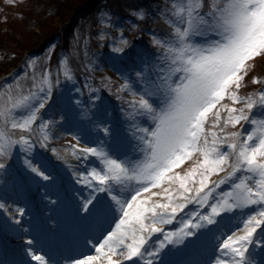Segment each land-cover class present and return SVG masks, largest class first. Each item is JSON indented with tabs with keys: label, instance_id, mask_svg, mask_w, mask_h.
I'll list each match as a JSON object with an SVG mask.
<instances>
[{
	"label": "snow or ice",
	"instance_id": "snow-or-ice-1",
	"mask_svg": "<svg viewBox=\"0 0 264 264\" xmlns=\"http://www.w3.org/2000/svg\"><path fill=\"white\" fill-rule=\"evenodd\" d=\"M161 14L172 31L153 36L154 44L160 49L159 55L142 54L140 71L136 74L138 83L125 76V85H121L140 96L131 105L132 120L136 115L147 116L154 125L138 127L132 124L133 136L139 141L136 147L145 159L133 160L127 155L123 160L115 159L103 145L82 149L83 154L101 158L105 166L93 167L82 174L100 182L92 185L96 192L108 194L114 185L131 181H136L137 186L124 199L113 195L115 205L97 199L94 194L90 196L86 201L92 205L90 214H111L118 222L99 244L100 255L73 264H93L101 257L107 264L134 261L146 251L144 246L153 233L164 232L160 225L171 223L192 202L210 208V214L191 213L179 234L170 233L167 242L195 245L212 232L200 231L203 222L215 224V217L224 219L221 214L240 209L237 215L242 218L236 228L239 230L242 225L244 234L222 235L216 245L220 255L213 257L212 264H257L249 249L259 244L264 251V231L257 236L258 229L264 228V119L258 121L255 113L247 110L259 107L264 111V89L255 96L244 97V107L240 109L234 105L242 98L236 91L229 90L233 85L241 87L251 66L248 62L264 54V0H175L171 7L166 4ZM133 15L144 20L147 13L139 9ZM197 37H202L203 42H197ZM123 43L128 41L123 40ZM64 75L70 78L67 67ZM254 82L260 83L259 77ZM133 83H137V87L132 88ZM35 87L37 91L26 96L17 97L7 91L0 93V157L7 158L17 144L26 146L27 151L35 148L28 135L15 139L9 128L28 133L39 130L40 138L45 142L49 140V125H55L56 121L45 120L41 109L53 100L51 73L36 81ZM6 88L12 89V85ZM226 97L231 99L232 105H222L219 111H214ZM75 103L83 104V101ZM225 111L228 112L227 120L221 126L224 120L221 113ZM210 114L213 116L211 130L206 128ZM38 120L40 123L34 130L32 126ZM241 121L249 125L243 133L228 131V127L239 125ZM102 131L113 135L110 125L103 126ZM222 132L226 135L221 136ZM196 153H201L203 158L187 174H172ZM25 162L41 177L51 179L46 174V165L42 170L32 160L26 158ZM229 167L232 170L227 176L219 181L211 179ZM3 168L6 164L0 163V169ZM82 182L91 183L87 179ZM173 182L178 184L175 190L171 188ZM165 183L169 187L164 188L163 193L152 192L151 196L141 198L142 193L163 187ZM222 184H229L231 191L213 196ZM161 195L166 197V202L152 200ZM3 207L0 203V208ZM117 210L119 217L115 215ZM19 211L23 213L24 210ZM194 216H200L201 221L194 222ZM160 245L167 247L165 241H160ZM33 255L41 264H50L43 255ZM118 255L123 259H114Z\"/></svg>",
	"mask_w": 264,
	"mask_h": 264
},
{
	"label": "rangeland",
	"instance_id": "rangeland-1",
	"mask_svg": "<svg viewBox=\"0 0 264 264\" xmlns=\"http://www.w3.org/2000/svg\"><path fill=\"white\" fill-rule=\"evenodd\" d=\"M20 1L12 0L11 4H13L12 9L15 13L13 19L19 20L21 24H13V27H11L6 21L0 23V55H9L14 57L13 60H15L18 53L21 55L26 49L31 48L36 42H39L44 35H49L51 32H54L59 24L71 18L75 7L81 0H38L36 4L31 3L36 8V14L38 16L28 18V15L25 21L24 18H21V16L25 17V10H22V6L25 3L22 0L21 5H19ZM159 3L165 8L166 4L171 7L174 2L170 0H159ZM106 4L107 0H98L99 7ZM20 9L22 10L21 12H19ZM98 9L97 7L92 11L93 14L88 19L81 20L76 27L75 35L72 36L73 38L70 37L69 48H65L64 42L66 41L62 38L60 45L55 42L48 43L44 40L42 43L46 46L45 48H38L30 54L29 51H26L23 56L29 55L27 57L22 56L27 62V69L22 74H18L16 77L14 76L19 71L21 65L20 63L16 66L17 61L14 63L16 67L13 66L8 70L0 69L1 85L4 83L3 86H0V93L7 91L17 97L20 95L26 96L30 92L35 93L37 91L35 87L36 81L42 76L51 73L54 81L53 100L48 102V106L45 109H41V114L44 115L45 120L56 121L55 125H49L51 136L47 142L40 138L41 132L35 130L40 123L39 120L32 126L35 131L31 133L21 129H11L16 137L17 135L19 137L20 135H28L30 142L35 143V148L32 151H27L26 146L17 144L7 158L0 157V163L6 164V168L0 169V203L4 205L3 208H0V264H12L13 259L4 256L5 249L9 243L16 245L18 252H21L25 260L31 262L36 261L33 255L35 252L32 251L34 249V246L32 247V241L29 244L24 239L25 237H30L29 233H32V231L27 233L25 230V227H28L30 223H27L26 218L23 216L25 213L19 211L21 207L12 205L11 203L16 196L21 195L25 197L26 199H23V201L39 199L41 202L48 203L51 208L48 214L50 218L48 219L46 215L45 219L49 223L40 220L39 223L43 225V228L55 227L53 229H57V232L61 233L64 238H67L66 230H68V225L76 220L72 218L73 214H75V218H80L83 226L91 224L92 221L88 218L97 215V213L90 214L92 205L86 204V201H88L91 195L94 194L97 199L115 201L112 199L113 195L120 196L124 199L127 197L128 192L137 186L136 181H131L123 185H114L113 190L108 194L105 192H96L95 187L92 185H98L100 182L82 174L90 172L93 167L104 168L105 166L101 158L91 154H83L82 149L103 145L112 154V158L123 160L127 155L133 160L145 159V156L136 147L139 141L133 136L134 129L132 128V124L134 123L138 127H154V125L147 116L136 115L135 120H132L130 116V113L133 112L131 105L137 102L140 96L130 90L129 87L122 88L121 85H125V76H127L129 81L138 83L136 74L140 71V68L136 66L137 61L140 62L141 55L146 53H150L152 56H158L160 49L154 44L153 36L168 34L172 29L165 22V19L153 22H146L144 20L145 23L141 25H138L140 22L137 24V22L135 23L132 20L128 22H110L108 20L111 18L110 10L107 11L105 8ZM49 13L51 14L49 15ZM36 18L38 19L35 21ZM98 20L101 22L100 27L94 26L96 22L98 23ZM93 29H97L96 32L98 34L96 37L94 36L93 32L95 31ZM129 39H131L132 44L125 47L123 40L129 41ZM137 39L140 41L135 44L134 41ZM142 41H147V45L142 43L144 47L137 49L136 47L140 46L139 43ZM197 42H203V38L197 37ZM151 44L153 47H151ZM117 48H123L124 51L118 52L116 51ZM127 48L129 51L125 54ZM82 49L86 52L82 53ZM54 56L57 58L56 64L51 63ZM248 63L251 66L248 68L247 75L241 81V87L236 88L233 85L229 90L230 92L236 91L242 98L239 104L234 105L238 109L244 107L243 98L253 96L256 87L259 86L260 90L264 89L263 79H260V83L254 82L259 77V74L256 73H263L261 71H264V54ZM66 67L69 70L70 78L64 75ZM91 71L93 75H91ZM78 74H81L82 77L78 76ZM8 78L12 79L8 82ZM137 83H133L131 87H137ZM8 84L12 85V89L9 90L6 88ZM102 87L104 89H101ZM97 96L99 99H96ZM78 100L83 101V104L75 103ZM232 103L231 99L226 97L214 111H219L222 105H232ZM254 113L255 119L258 121L264 119V111H261L259 107L255 109ZM221 114L224 117V120L221 121V126H224L228 112L225 111ZM61 115L64 116L63 120H61ZM212 119L213 116L210 114L209 122L206 124V128L209 130L212 127ZM105 125L111 126L113 135L109 136L102 131ZM119 127L122 128L121 131L118 130ZM239 127L242 128L241 133H243L249 127L248 122L241 121L239 125L228 127V131L236 132ZM70 131L71 134H69ZM77 134H79V139L77 138ZM220 135L224 136L226 133L222 132ZM26 158L32 160L34 165L38 164L43 170L46 165V174L51 179H45L34 172L25 162ZM202 158L201 153L194 154L191 159L186 160L183 165L176 168L172 174H187ZM234 159L235 155L233 154V162ZM86 161H88L87 164ZM55 168L58 171H55ZM228 169L231 168L229 167ZM72 170L75 174L72 173ZM65 172L72 175L70 176L71 183L64 179ZM23 173H27L29 180L35 182V190L36 188L41 190L40 187H44V192L41 194V197H39L40 190L33 193L32 189L24 184L25 179L23 178ZM221 173L213 175L211 179L213 181H219L227 176L225 173ZM58 179L60 180V184ZM86 179L90 180L91 183L82 182ZM49 182L55 184L54 188H50ZM62 186L71 191V195L77 197L78 205L75 206L71 201L67 203L66 207L72 208L71 218L63 216L61 221L56 222L55 218L52 217L62 213V210L57 207L61 197L58 194H60ZM168 187L169 184L165 183L163 187L154 188L149 193H142L141 198L151 196L152 192L163 193L164 188ZM196 187H198V184ZM12 188L13 191L10 192ZM171 188L175 190L178 188V184L173 182ZM226 191H231V186L229 184H222L217 187L213 196L219 197L221 192ZM28 192L29 194H27ZM152 200L166 202V197L163 195L155 196L152 197ZM211 202L209 201V203ZM60 207H63V204ZM86 209L88 210L86 218H81V212L83 211V215L84 211H87ZM196 211L202 214H210L211 209L196 204L195 202L189 203L188 208L180 212L175 220L171 223L160 225V227L164 228V232L153 233L148 244L145 245L146 251H144L142 257L134 258V261L131 262L135 264H180V262H183L180 259L188 256L191 259L196 257L197 262L203 261L206 258L208 261L202 264H212L213 257L220 255L216 245L222 235H231L233 232H236L238 235L244 234L242 225L239 230L236 228V225L242 218L237 215L240 212V209H237L231 214H221L225 217L224 219L215 217V224L203 222V227L200 231L207 233L209 230H212V232L198 241L194 245L196 246L194 248H192L193 245L191 244H173L167 242V236L173 232L179 234L180 229L184 227V223L189 218V215ZM244 211L247 212L248 209ZM115 215L116 217L120 216L119 210H117ZM193 221L200 222L201 217L194 216ZM116 222L118 220H114L110 226L100 232L96 237L97 243L95 250L85 256L100 255L97 251L99 244L103 242L104 236L107 235L109 230L115 229ZM49 224H54L55 226H49ZM20 228L23 229L20 230ZM262 231H264V228L258 229L257 236ZM46 233L48 241L51 240V236H53V239H58L59 237L51 229ZM6 236L9 237L5 239ZM160 241H165L167 247L161 248ZM157 251H159V255H156ZM249 252L253 254L257 264H264L263 261L259 263V258L264 252L261 250L259 244L254 248H250ZM206 254H209V256L206 257ZM114 259L122 260L123 257L118 255ZM176 260L179 261L176 262ZM131 262L125 261L124 264H133ZM93 264H107V260L101 257V259L94 261ZM184 264H192V262L185 259Z\"/></svg>",
	"mask_w": 264,
	"mask_h": 264
},
{
	"label": "trees",
	"instance_id": "trees-1",
	"mask_svg": "<svg viewBox=\"0 0 264 264\" xmlns=\"http://www.w3.org/2000/svg\"><path fill=\"white\" fill-rule=\"evenodd\" d=\"M21 1H20L19 5H21ZM42 1H45V0H42ZM36 2H38V0H29V1L24 0L23 1V3H25V4L22 6V10L23 11L25 10L24 11L25 17L21 16V18H24V21L28 15H29L28 18L38 16L36 14V8H34L33 4H31V3L36 4ZM11 3H12V0H0V23L6 21L7 23H9L11 25V27H13L12 26L13 24L20 25L21 22L19 20L13 19L15 13L13 12V9H12L13 4H11ZM97 7L99 8L98 10H100L102 8H105L107 11L110 10L109 13H110L111 18L108 19V20H110V22H117V21L128 22L129 20H132L135 23L137 22V24L140 22L138 25H141V24L145 23V21L146 22H153L152 20H157L161 17L162 18L165 17L164 15L161 14V12L164 8L162 7V5H160L159 0H114V1L113 0H107V4L103 5L102 7L98 6V0H81V1H79L77 6L75 7L74 12L72 13L73 16H71V18L63 21V23H61L62 25L59 24V26H61V27L58 26V28H56V30L54 32H51L49 35L48 34L44 35L39 40V42H36L34 44V46H32L33 48L31 47V48L26 49L21 55L18 53L17 56L15 57V60H13L14 57H11L9 55L8 56L0 55V69L8 70L11 67H13L14 63H16V61H17L16 66H18V64H20V63H21V65H20L19 71L16 72V74L14 76L16 77L18 74H22L27 69L26 68L27 62H26V59H24L23 57H25V56L27 57L30 53H33V51L38 49V48H40V49L45 48L46 46H44V44L42 43V41H44V40L47 41L48 43L55 42V43H58L60 45V40L63 39L66 41V42H64L65 48H69L71 38H73L72 36L75 35L76 27L79 25L81 20L88 19L93 14L92 11H94ZM139 9H144L147 13V16H146L147 19H144L145 21L140 20L137 16L133 15V12H135ZM22 10L20 9L19 12H21ZM44 13H46V11H44ZM50 14L51 13H49V15ZM37 19L38 18H36L35 21ZM100 23L101 22L98 20V23L96 22V25H94V26L100 27ZM33 28H35V27H33ZM92 28H94V27H92ZM96 30L93 29V31H95V32H93L95 37L98 34V32H96ZM130 40L131 39H129L128 43L125 44V47L132 44ZM139 41L140 40L137 39L136 41H134V43L137 44ZM140 43H139L140 46L136 47L137 49H141V47H144V45H142V43H144V41H142ZM95 45H97V44H95ZM83 50L84 49H82L81 52L85 53L86 51L85 50L83 51ZM26 51H29V54L23 56ZM56 61H57V58H56V56H54L51 63L56 64L55 63ZM16 66H14V67H16ZM261 72H263V73L258 72L256 74H259V79L264 80V71H261ZM90 73H91V75H93L92 71ZM78 76L82 77L81 74H78ZM53 77H55V76H53ZM11 79L12 78H8V82ZM3 85H4V83L2 85L0 83V86H3ZM103 87L101 89L105 88V87L104 88ZM258 88H259V86L256 87V89L254 90L253 96L258 94Z\"/></svg>",
	"mask_w": 264,
	"mask_h": 264
},
{
	"label": "bare ground",
	"instance_id": "bare-ground-1",
	"mask_svg": "<svg viewBox=\"0 0 264 264\" xmlns=\"http://www.w3.org/2000/svg\"><path fill=\"white\" fill-rule=\"evenodd\" d=\"M88 163V161H86V164ZM86 166V165H85ZM40 190L39 188H36V191ZM44 192V187L41 188V190L39 191V194L41 197V194ZM23 199H26L25 197L18 195L16 196L13 200H12V205L21 207V209H23L25 215H23L26 218L27 223H30V225L28 224V227H25L27 233H29L30 231L33 230V224L37 221H43L45 223H49L47 222L48 220L45 219V216L49 214V210L51 211L50 205L46 202H41L39 201V199H34V200H25L23 201ZM41 200H43L42 198H40ZM108 201V200H106ZM63 204V203H61ZM56 208V207H55ZM54 208V209H55ZM100 217L102 218L101 220H99L98 222L102 225H106L108 223V215H101L99 214ZM63 215L62 214H57L54 215L52 218H55V221H61L62 220ZM50 217L48 216V219ZM49 226H55L53 224H49ZM23 228H20V230H22ZM53 229V228H52ZM68 232H70V238L69 241H67L65 243V241L60 237V234H58V239H54V243H52V248L51 247H47L48 251H52L55 254L60 253L58 250H63V252H65V254L70 255L71 253H82L85 252L87 250H92L90 253L91 254L94 250L96 245H93L94 242V236L97 233V227H94L92 229H90V233L87 234V238L84 242V246L79 244V239H81L82 236V232L79 228L73 226L71 228V230L69 229ZM30 237H25L24 239L27 241V243L30 244V241H32V247L34 246V249L32 250L33 252H35L36 254L39 255H43L45 258V253H44V248L45 244L41 243L39 241V239L32 233H29ZM9 236H6L5 239H7ZM2 240V239H1ZM24 241V240H23ZM97 254V252H95ZM94 253V254H95ZM62 256V253H60ZM86 254V255H88ZM99 254V253H98ZM5 257H11L13 259L12 264H41V262L39 260H36L35 262H31V261H27L23 258V256L21 255V252H18V248L16 247V245H12V244H8V247L5 249V253H4ZM49 257L52 258V255H48ZM96 256V255H95ZM86 257L89 256H85L81 257L79 260H83ZM179 260H177L178 262ZM50 262V261H49ZM6 264V263H4ZM51 264V262H50Z\"/></svg>",
	"mask_w": 264,
	"mask_h": 264
}]
</instances>
